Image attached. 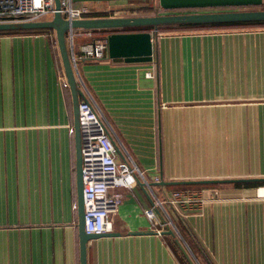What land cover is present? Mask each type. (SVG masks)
<instances>
[{
    "label": "crops",
    "instance_id": "0c3cea01",
    "mask_svg": "<svg viewBox=\"0 0 264 264\" xmlns=\"http://www.w3.org/2000/svg\"><path fill=\"white\" fill-rule=\"evenodd\" d=\"M128 2L73 5L87 18L145 16ZM31 30L0 33V264H81L72 93L54 30ZM108 35L76 31V72L147 184L117 190L112 229L88 242V264H264V183L163 184L264 178V26L154 33L152 62L82 57ZM199 190L201 203L165 202L175 235L144 213L153 194Z\"/></svg>",
    "mask_w": 264,
    "mask_h": 264
},
{
    "label": "water",
    "instance_id": "95a60500",
    "mask_svg": "<svg viewBox=\"0 0 264 264\" xmlns=\"http://www.w3.org/2000/svg\"><path fill=\"white\" fill-rule=\"evenodd\" d=\"M53 2L54 13L51 18L42 21L0 23V31L31 29L54 30L66 82L71 90L73 98L74 128L77 144L78 225L81 237V264H88V242L108 233L100 235L88 234L85 230L82 134L80 126V101L81 99H85V97L72 61V43L68 40V38L75 31L80 30H122L125 28L153 27L154 32L158 35L157 31L160 26L264 21V0H158L160 7L166 11L246 7H263V9L156 14L132 17L82 18L72 20L63 15L62 0H53ZM152 34V31L115 32L109 34L106 38L108 41V57L111 59L122 58L125 59L126 62L130 63L152 62L155 51V39H153ZM115 144L118 147L121 157L125 160V155L122 150L116 142ZM240 182L264 183V178L205 179L163 182V184L210 185ZM110 234L119 236L122 233L115 232ZM163 234L175 235V232L172 229H169L167 232H163Z\"/></svg>",
    "mask_w": 264,
    "mask_h": 264
},
{
    "label": "built area",
    "instance_id": "2783aa9c",
    "mask_svg": "<svg viewBox=\"0 0 264 264\" xmlns=\"http://www.w3.org/2000/svg\"><path fill=\"white\" fill-rule=\"evenodd\" d=\"M62 12L66 18L72 20L87 18L85 16L90 13V10L87 7L75 8L73 0H62ZM53 13V0H0V23L42 21L51 18ZM75 33L76 31L68 38L72 46ZM81 52L82 57L89 60L103 59L108 56V41L105 38L84 44ZM72 61L76 70L78 62L74 54H72ZM147 77L154 78V73L148 72ZM84 97L85 99L80 101V126L85 230L88 234L100 235L112 229L111 213L117 210L122 199L117 190L122 188L133 190L138 182L147 184V180L145 172L130 156L126 154L125 160L120 159L116 141L106 118L90 94L84 92ZM213 194L217 193L213 192ZM153 196V206L144 211L146 217L152 223L164 228L168 227L175 233L178 231L165 202L180 206L185 203L203 201L201 190L176 191L165 201L158 199L155 194ZM77 207L76 205L75 208ZM158 233L160 234L161 230H158Z\"/></svg>",
    "mask_w": 264,
    "mask_h": 264
},
{
    "label": "trees",
    "instance_id": "16d2710c",
    "mask_svg": "<svg viewBox=\"0 0 264 264\" xmlns=\"http://www.w3.org/2000/svg\"><path fill=\"white\" fill-rule=\"evenodd\" d=\"M248 8V7H246ZM256 8V7H255ZM261 8V7H258ZM153 9L148 8L147 10ZM187 10H191L192 9H187ZM199 10H203V9H197ZM219 10L223 11L226 10L224 8H219ZM170 11H175V10H170ZM179 11V10H176ZM159 11H157L156 14H158ZM220 27V26H264V21H257V22H237V23H216V24H193V25H172V26H160L158 28V33H163L167 30H173V29H177V28H203V27ZM45 30H49V29H35V30H31V31H45ZM94 32H104L107 34H111V33H115V32H137V31H154L153 27H139V28H125L122 30H93ZM10 32H16V31H0V33H10Z\"/></svg>",
    "mask_w": 264,
    "mask_h": 264
},
{
    "label": "rangeland",
    "instance_id": "374dc122",
    "mask_svg": "<svg viewBox=\"0 0 264 264\" xmlns=\"http://www.w3.org/2000/svg\"><path fill=\"white\" fill-rule=\"evenodd\" d=\"M124 7H132L131 5H133V7H136L137 9H141V7H145L144 11H140L139 13H143L145 14V16H149V15H156L157 11L155 10V8L153 7V9L147 10L148 8H151L152 6H154V2L152 0H130V2L125 3ZM226 9V8H224ZM228 9V8H227ZM255 9H263V7L258 8V7H248V8H240V10H255ZM209 12H213L219 9H208ZM160 12V11H159ZM164 13L162 14H178V13H195L198 12V10H179V11H166L163 10ZM100 36V35H98Z\"/></svg>",
    "mask_w": 264,
    "mask_h": 264
}]
</instances>
